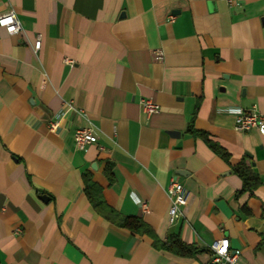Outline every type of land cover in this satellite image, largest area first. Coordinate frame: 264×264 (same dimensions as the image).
I'll list each match as a JSON object with an SVG mask.
<instances>
[{
  "label": "crops",
  "instance_id": "crops-1",
  "mask_svg": "<svg viewBox=\"0 0 264 264\" xmlns=\"http://www.w3.org/2000/svg\"><path fill=\"white\" fill-rule=\"evenodd\" d=\"M8 10L21 29L0 27V264H209L222 236L239 263L264 264V133L234 127L237 109L264 117V0H0ZM80 126L97 138L77 149ZM86 177L117 214L195 256L104 217ZM172 177L189 198L170 223Z\"/></svg>",
  "mask_w": 264,
  "mask_h": 264
},
{
  "label": "built area",
  "instance_id": "built-area-1",
  "mask_svg": "<svg viewBox=\"0 0 264 264\" xmlns=\"http://www.w3.org/2000/svg\"><path fill=\"white\" fill-rule=\"evenodd\" d=\"M231 2L233 0H226ZM0 27H3L9 34H14L20 31L21 24L13 10L0 13ZM41 45L40 34L37 33L33 42V51H37ZM162 51L155 49L153 57L156 60L162 58ZM65 61L70 62L68 59ZM140 105L143 113L148 116L151 113L158 111L159 105L151 98H141ZM57 126L55 121L49 123V129L54 130ZM234 127L237 130L247 131L251 128L257 129L260 134L264 133V117L258 112L255 104L247 110L237 109L234 118ZM96 135L91 126H80L74 130L73 140L77 149L84 148L87 144L96 141ZM167 194L170 199V206L168 209V221L174 222L181 216V208L184 206L189 198V191L175 178L172 177L167 187ZM20 230L16 229V233ZM209 264H241L238 262L239 250L231 249L229 240L226 236L219 237L213 240L210 245Z\"/></svg>",
  "mask_w": 264,
  "mask_h": 264
},
{
  "label": "trees",
  "instance_id": "trees-1",
  "mask_svg": "<svg viewBox=\"0 0 264 264\" xmlns=\"http://www.w3.org/2000/svg\"><path fill=\"white\" fill-rule=\"evenodd\" d=\"M207 144L216 152L226 156V151L216 142L208 138L207 135L202 134ZM233 171L241 178L242 187L241 191L252 192L258 185L259 180L257 175L252 169L244 164V162L238 163L233 167ZM85 191L93 207L99 211L104 217L109 220L117 222L119 225L128 228L131 231L138 233H145L151 236L152 244L157 248L166 250L167 252L182 258H192L197 253V249L191 244H187L181 240L177 235L170 236L167 242H163L156 237L151 229H149L139 218L133 216H121L112 210L103 201L99 188L93 185H89L88 178H85Z\"/></svg>",
  "mask_w": 264,
  "mask_h": 264
}]
</instances>
